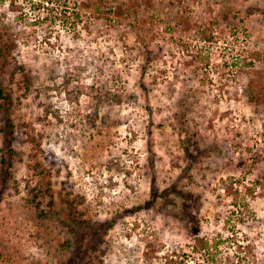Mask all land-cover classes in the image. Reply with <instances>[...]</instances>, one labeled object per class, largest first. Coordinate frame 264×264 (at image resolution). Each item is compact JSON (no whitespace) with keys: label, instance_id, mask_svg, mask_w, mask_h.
<instances>
[{"label":"rangeland","instance_id":"obj_1","mask_svg":"<svg viewBox=\"0 0 264 264\" xmlns=\"http://www.w3.org/2000/svg\"><path fill=\"white\" fill-rule=\"evenodd\" d=\"M42 1L0 0V264H264V0Z\"/></svg>","mask_w":264,"mask_h":264},{"label":"trees","instance_id":"obj_2","mask_svg":"<svg viewBox=\"0 0 264 264\" xmlns=\"http://www.w3.org/2000/svg\"><path fill=\"white\" fill-rule=\"evenodd\" d=\"M57 0H46V1H42V2H50L52 5H55ZM6 52L7 49L5 47H1L0 48V56L2 58V60H4L6 58ZM0 58V60H1ZM1 62H0V66H1ZM0 106L2 107V109L4 110L5 113V120H4V125L1 129L2 131V136H3V147H4V151L5 154L2 155V159H1V168H0V172L2 174V176H4L5 174H7V171L9 170V166H10V161L6 158V156L8 155V153L12 152V146H11V142L14 140V128L15 125L13 123V120L10 116V108H11V97L10 95L7 93L5 86L3 85L1 79H0ZM7 152V153H6ZM186 157L188 159L193 158V155L188 153H185ZM170 189H163L161 191H158L157 189L153 188L152 186V190L150 192V199L148 200V203H152L154 202L158 197H166V195H168Z\"/></svg>","mask_w":264,"mask_h":264}]
</instances>
